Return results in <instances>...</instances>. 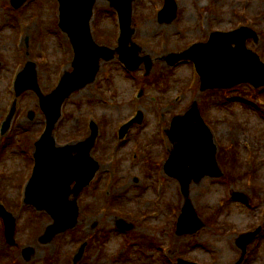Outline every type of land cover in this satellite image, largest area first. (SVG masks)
<instances>
[{"label":"rangeland","instance_id":"1","mask_svg":"<svg viewBox=\"0 0 264 264\" xmlns=\"http://www.w3.org/2000/svg\"><path fill=\"white\" fill-rule=\"evenodd\" d=\"M161 2L133 3L132 40L141 49L139 57L151 59L150 72L143 64L130 73L116 53L115 59L102 60L95 82L65 102L55 128L57 142L87 138L90 121H96L101 132L92 153L100 170L79 198L76 228L48 244H41L40 237L53 219L23 203L33 170V138L43 133L46 120L35 92L19 98L14 134L0 137V201L17 217V244L6 243L0 217V264H75L84 243V255L76 264H177L179 258L199 264H236L241 256L237 238L260 226L263 231L249 246L243 264H264V88L243 84L226 93L198 92L193 64L182 62L174 69L167 64L170 53L208 42L207 35L216 28L232 31L242 25L258 32L259 42L250 39L247 46L264 61V0H176L178 17L169 23L158 21ZM92 28L100 45L119 47L120 23L109 0H96ZM0 59L1 126L15 98L14 73L28 61L37 64L46 94L56 88L65 71L73 70L74 52L69 36L59 27L58 0H29L18 10L10 0H0ZM142 88L144 94L138 98ZM195 98L224 145L219 162L225 175L191 184L190 199L206 226L196 234L177 235L185 196L180 182L163 170L164 146L172 145L168 140L163 144L160 127L163 121L170 126L174 115L186 112ZM31 110L36 113L33 119ZM138 110L143 111V124H135L120 140V126ZM233 191L249 196L251 204L234 200ZM119 222L133 229L120 230ZM28 246L35 249L29 263L22 257Z\"/></svg>","mask_w":264,"mask_h":264},{"label":"water","instance_id":"2","mask_svg":"<svg viewBox=\"0 0 264 264\" xmlns=\"http://www.w3.org/2000/svg\"><path fill=\"white\" fill-rule=\"evenodd\" d=\"M27 0H12L15 7H21ZM61 4V27L71 37L75 59L74 71L67 72L58 87L49 95H44L39 86L36 65L28 63L16 81L17 96L27 90H34L41 98V107L47 116V130L37 142L35 174L27 191V203L35 205L39 210H46L54 219L40 242L47 244L69 229L74 228L79 217V196L87 185L94 179L99 164L91 157V150L98 135V126L92 123V135L76 145L58 147L53 129L62 115V106L67 98L75 91L94 82L100 69L101 60H111L116 52L120 59L132 70L137 69L143 59L138 57L139 46L132 41L134 30L131 28V11L133 0H111L121 14L122 39L121 47L112 50L99 46L92 35L90 21L93 16V7L96 0H59ZM177 13L174 0H168L167 7L162 12L163 18L171 21ZM253 37L258 40L256 32L250 28H241L232 33L213 34L211 41L198 44L181 54H172L169 62L174 65L182 59L193 60L199 69L202 89L233 88L241 83H251L259 88L264 86V63L258 54L247 48V40ZM236 44V47H233ZM148 68L152 62L147 61ZM16 107L4 123V131L11 125ZM31 117L34 116L32 112ZM143 113L128 123L122 130L125 135L135 121L141 122ZM171 139L176 142L175 149L166 165L168 173L180 179L183 192L187 197L183 214L178 225L180 234L195 233L205 224L199 219L197 212L189 199L190 184L197 182L205 175L221 176L215 158L216 147L213 136L200 115L195 104L194 109L184 116L176 117L169 131ZM76 183L74 188L72 184ZM72 196L73 199H72ZM235 198L248 201V198L235 193ZM0 213L5 222L6 238L8 243L15 244L16 219L4 206L0 205ZM123 229L130 230L132 225L119 223ZM255 233L243 235L238 244L243 248L244 259L248 244L253 241ZM33 247L24 250V258L30 261ZM80 258V257H79ZM77 258V260L79 259ZM180 264H194L180 260Z\"/></svg>","mask_w":264,"mask_h":264}]
</instances>
